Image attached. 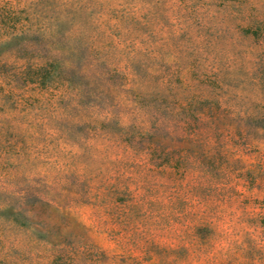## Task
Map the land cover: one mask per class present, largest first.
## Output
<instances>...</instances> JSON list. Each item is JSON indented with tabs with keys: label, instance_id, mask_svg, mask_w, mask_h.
Masks as SVG:
<instances>
[{
	"label": "rangeland",
	"instance_id": "obj_1",
	"mask_svg": "<svg viewBox=\"0 0 264 264\" xmlns=\"http://www.w3.org/2000/svg\"><path fill=\"white\" fill-rule=\"evenodd\" d=\"M12 35L0 264H264V0H0Z\"/></svg>",
	"mask_w": 264,
	"mask_h": 264
},
{
	"label": "trees",
	"instance_id": "obj_2",
	"mask_svg": "<svg viewBox=\"0 0 264 264\" xmlns=\"http://www.w3.org/2000/svg\"><path fill=\"white\" fill-rule=\"evenodd\" d=\"M16 39H23L22 38V35H12L7 41H5V42H3V43H1L0 44V47L2 46V45H6V44H8L10 41H13V40H16ZM19 41V40H18Z\"/></svg>",
	"mask_w": 264,
	"mask_h": 264
}]
</instances>
